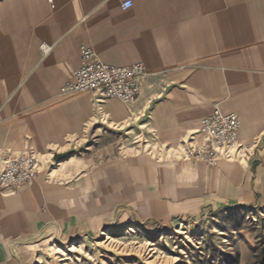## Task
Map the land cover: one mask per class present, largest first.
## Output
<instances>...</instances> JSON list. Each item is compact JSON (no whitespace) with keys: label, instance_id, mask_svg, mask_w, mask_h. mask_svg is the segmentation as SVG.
<instances>
[{"label":"crops","instance_id":"obj_1","mask_svg":"<svg viewBox=\"0 0 264 264\" xmlns=\"http://www.w3.org/2000/svg\"><path fill=\"white\" fill-rule=\"evenodd\" d=\"M125 1L0 0L1 154L40 164L32 185L0 187V264H31L39 238L94 236L120 216L264 209V0ZM81 44L111 65L144 63L133 103L60 94ZM216 108L239 115L246 156L215 167L183 158ZM122 131L143 143L114 156ZM87 143L101 157L83 156Z\"/></svg>","mask_w":264,"mask_h":264},{"label":"rangeland","instance_id":"obj_2","mask_svg":"<svg viewBox=\"0 0 264 264\" xmlns=\"http://www.w3.org/2000/svg\"><path fill=\"white\" fill-rule=\"evenodd\" d=\"M116 139L114 156L143 143L142 139L133 142L134 132L122 131ZM87 145L81 147L83 156L91 160L101 157ZM236 151V147L231 150ZM110 156V152L102 155L103 159ZM106 234L111 239L106 240ZM35 246L31 264H255L264 251V209L214 208L166 223L120 216L94 236L42 237ZM55 247L60 252L54 253Z\"/></svg>","mask_w":264,"mask_h":264},{"label":"built area","instance_id":"obj_3","mask_svg":"<svg viewBox=\"0 0 264 264\" xmlns=\"http://www.w3.org/2000/svg\"><path fill=\"white\" fill-rule=\"evenodd\" d=\"M51 1V0H50ZM130 0L122 3V8H129ZM52 46L42 43L40 50L47 53ZM80 65L73 78L60 88V94L71 95L78 92H92L98 100L114 98L131 104L140 93L142 79L147 75L143 62L131 65L116 66L101 61L95 50L86 44L79 46ZM241 120L235 112H222L214 109L203 118L198 134L199 138L191 139L183 151V158L215 167L222 159L235 160L245 157L239 141ZM236 147L237 151L231 150ZM246 154L245 152H243ZM0 187L24 188L32 185L39 172L40 164L33 152L17 156L1 154L0 146Z\"/></svg>","mask_w":264,"mask_h":264},{"label":"water","instance_id":"obj_4","mask_svg":"<svg viewBox=\"0 0 264 264\" xmlns=\"http://www.w3.org/2000/svg\"><path fill=\"white\" fill-rule=\"evenodd\" d=\"M76 152V149H70V150H67V151H64V152H56L53 154L52 156V160L53 162H61L63 160H66L68 159L70 156H72L74 153Z\"/></svg>","mask_w":264,"mask_h":264},{"label":"trees","instance_id":"obj_5","mask_svg":"<svg viewBox=\"0 0 264 264\" xmlns=\"http://www.w3.org/2000/svg\"><path fill=\"white\" fill-rule=\"evenodd\" d=\"M264 263V251H263V255L261 256V259L255 263V264H263ZM232 264H238L237 261L233 262Z\"/></svg>","mask_w":264,"mask_h":264},{"label":"bare ground","instance_id":"obj_6","mask_svg":"<svg viewBox=\"0 0 264 264\" xmlns=\"http://www.w3.org/2000/svg\"><path fill=\"white\" fill-rule=\"evenodd\" d=\"M106 236H107L106 240L111 239V237H110L109 235L106 234ZM55 249H56V250H55L56 253H57V252H60V251H59L60 249H59L58 247H55ZM70 250H72V248H71Z\"/></svg>","mask_w":264,"mask_h":264}]
</instances>
